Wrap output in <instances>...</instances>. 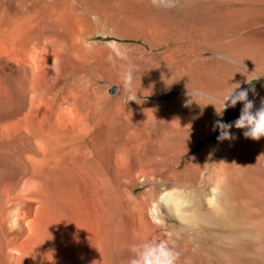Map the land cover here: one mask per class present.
<instances>
[{
	"label": "bare ground",
	"instance_id": "bare-ground-1",
	"mask_svg": "<svg viewBox=\"0 0 264 264\" xmlns=\"http://www.w3.org/2000/svg\"><path fill=\"white\" fill-rule=\"evenodd\" d=\"M256 79L264 0H0V264H129L149 240L178 264L264 263V138L233 126L190 155L222 103L187 124L188 97L162 99L223 101ZM253 89L255 113L264 83Z\"/></svg>",
	"mask_w": 264,
	"mask_h": 264
},
{
	"label": "clouds",
	"instance_id": "clouds-1",
	"mask_svg": "<svg viewBox=\"0 0 264 264\" xmlns=\"http://www.w3.org/2000/svg\"><path fill=\"white\" fill-rule=\"evenodd\" d=\"M150 3L158 9H171L179 4V0H150ZM135 76L136 74L131 65L125 66L120 74L122 90L128 94L130 101H134ZM120 91L121 87L118 88V93ZM248 92L249 89L240 91L233 89L228 93L226 99L221 101L224 109L226 107H235L237 103H242L243 108L239 118L232 124H225L221 121L215 122L213 130L216 128L220 129L219 140L235 139L229 132V129L233 126L237 129H246L244 132L246 138L254 141L264 138V101L261 102V107L253 113V101L248 100ZM220 190V184L212 187V201H215ZM18 211L19 209L17 208L9 212L10 223L14 228H19ZM130 252L132 256L129 264H178L179 261V253L166 240H149L133 244L130 247Z\"/></svg>",
	"mask_w": 264,
	"mask_h": 264
},
{
	"label": "rangeland",
	"instance_id": "rangeland-1",
	"mask_svg": "<svg viewBox=\"0 0 264 264\" xmlns=\"http://www.w3.org/2000/svg\"><path fill=\"white\" fill-rule=\"evenodd\" d=\"M263 83H264V80L256 79L254 81H251L245 87V89H249V92H250L255 86L263 84ZM177 92L178 91L168 92L162 97V99L163 100H170V99H173L179 95H182L184 97H188L187 101H185L186 104L183 103L184 109L181 113V116L179 117V119L183 123H187V124L193 123V122L197 121L198 118H202L205 115L207 117L211 118L212 114H213V116L215 115V112H216L215 107L217 106L216 103H219V102L221 103V101L217 100L215 98V96L212 93H210V90H208V89L206 90V89L198 88V89L191 91V92L190 91L189 92H183V93L182 92L177 93ZM207 93H209V94H207ZM185 94H187V95H185ZM213 96H214V98H213ZM242 105H243L242 103H239V106L237 105L235 107H226L224 109L223 104H222L220 121L225 116L226 121H227L225 124L232 122L235 118H237L240 115L241 110H242ZM212 106H214V107H212ZM198 112H200V113H198ZM197 114L200 115L198 118L195 117V116H198ZM218 129L219 128H217V130L214 134L204 138L194 148V150L190 153V155L196 154L197 152H199L202 148H204L208 144L219 142L220 140L218 139V136L220 135V132L218 133ZM239 254L240 253L233 251V256L231 258V264H236V263L237 264H264L262 261H260L256 257L254 260V256H251V255H248V256L246 255L245 258L242 257V259H241V254L240 255ZM256 259H258V261ZM250 260H251V262H250Z\"/></svg>",
	"mask_w": 264,
	"mask_h": 264
},
{
	"label": "trees",
	"instance_id": "trees-1",
	"mask_svg": "<svg viewBox=\"0 0 264 264\" xmlns=\"http://www.w3.org/2000/svg\"><path fill=\"white\" fill-rule=\"evenodd\" d=\"M237 105L239 106V103H237L236 106H237ZM221 122H223V123H226V122H227L225 116L222 118ZM219 132H220V129H218V133H219Z\"/></svg>",
	"mask_w": 264,
	"mask_h": 264
}]
</instances>
